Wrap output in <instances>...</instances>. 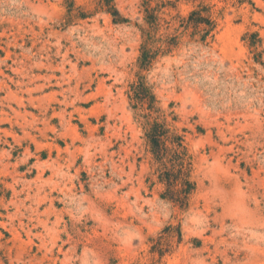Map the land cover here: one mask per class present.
<instances>
[{
	"label": "rangeland",
	"instance_id": "rangeland-1",
	"mask_svg": "<svg viewBox=\"0 0 264 264\" xmlns=\"http://www.w3.org/2000/svg\"><path fill=\"white\" fill-rule=\"evenodd\" d=\"M155 121L185 137L187 209ZM0 264H264V0H0Z\"/></svg>",
	"mask_w": 264,
	"mask_h": 264
},
{
	"label": "trees",
	"instance_id": "trees-1",
	"mask_svg": "<svg viewBox=\"0 0 264 264\" xmlns=\"http://www.w3.org/2000/svg\"><path fill=\"white\" fill-rule=\"evenodd\" d=\"M113 15L119 16L117 10L113 11ZM190 21L196 26L204 23L213 28V23L202 17L200 12H194ZM152 40L153 38L149 37L148 45L146 44L142 49L140 69L143 71H149L153 67L160 53V50H154L153 44H151ZM132 92L131 100L137 106L147 105V109L150 111L147 118L151 119L153 114L159 110L156 108V96L148 86L145 77H139V81L132 86ZM146 136L154 161L158 165L159 182L165 187L162 199L182 209H187L190 198L197 191V183L192 179L193 159L185 144V137L176 134L166 123L157 121L151 125ZM169 230L170 228L167 229V231ZM178 232L181 236L179 229Z\"/></svg>",
	"mask_w": 264,
	"mask_h": 264
}]
</instances>
